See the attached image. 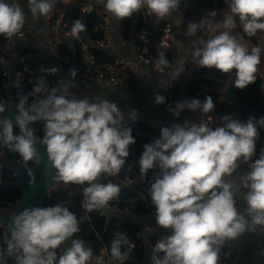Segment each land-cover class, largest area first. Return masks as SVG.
I'll return each mask as SVG.
<instances>
[{"label":"clouds","instance_id":"1","mask_svg":"<svg viewBox=\"0 0 264 264\" xmlns=\"http://www.w3.org/2000/svg\"><path fill=\"white\" fill-rule=\"evenodd\" d=\"M56 2L27 0L28 12L34 19L49 17ZM61 2L68 5L71 0ZM184 3L97 0L117 21L144 9L157 23L179 12ZM226 3L222 19L218 20L216 10H211L189 23L186 35L201 32L208 37L200 39L192 52L198 68L228 74L233 86L243 90L257 81L264 49H249L234 30L239 24L248 37L264 33V0ZM25 22L19 0H0V37L23 40ZM86 30L85 23L76 19L66 35L80 40ZM154 68L161 74L158 83L164 89L172 87L185 71L183 66L171 68L163 50H158ZM58 71L56 67L42 68L46 75L36 80L32 91L17 93L14 115H3L13 105L0 101V148L17 154L20 166L30 177L33 173L29 165L43 162L49 186H81V208L102 213L110 202L120 198L121 186L108 178L125 170L130 146L136 143L127 120L137 121L138 110L126 112L110 99L78 95L72 91L78 87L73 67L67 70L70 79L61 78L50 87L46 76ZM20 75L13 82L14 88L21 89ZM165 101L166 97L156 94L157 105ZM167 110L178 119L184 111L206 116L215 112L216 105L211 96H206L203 102L198 98L179 100L174 106L169 104ZM36 123L43 126V135L37 136L33 127ZM259 129H264V116L243 121L224 114L215 124L185 119L161 127L159 135L143 145L138 160L140 176L143 180L153 172L147 192L155 208L156 225L168 233L150 245L151 264H221L225 246L228 251L223 258L227 259L246 234L264 235V148L257 156ZM242 165L247 170L232 179ZM132 167L128 165L127 171ZM241 192L243 205L238 206ZM80 223L63 204L23 208L10 217L0 235V264H8L9 259L13 264H92L93 249L75 238ZM134 248L125 233L117 232L106 252L111 262L124 264ZM96 264L101 261L97 259Z\"/></svg>","mask_w":264,"mask_h":264},{"label":"crops","instance_id":"2","mask_svg":"<svg viewBox=\"0 0 264 264\" xmlns=\"http://www.w3.org/2000/svg\"><path fill=\"white\" fill-rule=\"evenodd\" d=\"M78 1L79 0H71V3L69 4L78 3ZM213 1L214 0H185V3L181 6L179 12H175L171 15L173 32L170 41V48L167 50L170 55L169 57H166L170 62L171 68L184 66L187 60L192 58V52L194 47L198 45V41L200 39L208 38L201 32H197L196 36H187L186 29L189 23L206 16L211 10H216L218 20L222 19L223 13L227 11V7L224 10L216 9ZM59 2H61V0H57L56 3L58 4ZM19 3L26 14L24 27L27 29L28 35L24 37L23 40L13 38L10 41L7 50L0 55V67L2 68V71L6 69L10 70L11 67L13 68V58L16 51L26 49L34 52L35 55L40 58L46 69L51 67L58 68L59 71L55 75H52L56 83L61 78L65 80L70 79L67 70L70 67L76 69L80 64L79 53L77 52V44L75 41L70 37L62 38L61 53L66 62L58 61V59L50 51L48 29L45 24L44 17L34 19L28 12L27 0H19ZM188 15L189 18H186ZM121 27V21H117L111 16L109 24L111 45L105 50H101L107 58L119 57L127 61L129 64L128 77L131 81L132 87L126 90L119 89L105 83H91L85 86L78 85V87L72 89V91L76 92L78 95H88L89 97L110 99L116 102L126 112L133 109L138 110V120L135 122L127 120V125L131 127V129H134L132 132L134 137H143V144L139 146H130V155L127 158L125 170H122L120 175L117 177L108 178L112 179L113 183L119 184L122 189L121 192H124L127 187H134L137 185V181L140 176L138 160L143 152V145L156 138L159 135V129L161 127L171 126V124L182 122L185 119L190 121H200V119L195 113L190 111L182 112L180 117L177 119L174 116L163 113L154 107L152 103V88L149 71L148 68L139 61L137 54L138 40L135 37H130L128 40L125 39L122 36ZM92 28L95 30V25ZM234 34H236L238 38H241V42L249 49L253 46H259L264 49V33L262 32L258 35L257 42L255 43L243 37L238 31V28L234 30ZM81 35L89 43H94L87 32H83ZM174 35H181L182 38H176ZM132 38L135 39L134 45L131 43ZM65 54L68 55L69 59L65 58ZM259 69L261 77L264 78V51L261 53V64L259 65ZM201 70L202 68L200 71ZM200 71H197V73ZM197 73L194 76H196ZM201 76L206 80V83L201 85L202 91L206 92L208 90H212L214 93L218 94L217 99L222 107V115L231 114L234 118L243 121L248 119V117L240 115L236 96L231 100H227L222 97V91L226 84V79L223 78L222 73L213 70L210 73L202 72ZM189 78V76L182 74L178 80L173 82L179 100L192 98V96L188 95L186 89ZM8 79L12 81L10 84L12 90L16 91V88L12 86L14 81L11 80V78ZM262 95H264V84H262ZM2 102H6V100ZM260 139L264 140V130L261 132ZM130 164L133 165V167L129 172L127 169ZM246 170L247 167L242 165L241 169H238L232 179H238L239 175ZM130 182L132 183L130 184ZM237 201L238 206L243 205L242 192L238 194ZM0 210L9 212L10 208L7 205L6 207L0 208ZM114 213L120 217H131L135 219L138 224L141 223V220L143 219L141 214H137L132 210L129 212L122 210L107 211L105 214L109 215ZM143 233L145 234L146 232ZM240 250L241 255L236 262H227L225 264H264V255H260L261 250H264V235L246 234L241 239Z\"/></svg>","mask_w":264,"mask_h":264},{"label":"built area","instance_id":"3","mask_svg":"<svg viewBox=\"0 0 264 264\" xmlns=\"http://www.w3.org/2000/svg\"><path fill=\"white\" fill-rule=\"evenodd\" d=\"M73 4L74 6L78 7L81 13L94 14L97 17L94 25L95 30L100 34V37L98 39L93 40L94 43H89L83 38L82 35L80 40H74L80 51V64L76 68L77 77L75 82L79 86H85L91 83H105L119 89H130L132 87V84L128 77L129 64L127 63V61L119 57H112L111 60L99 59L92 50V46L97 49L105 50L111 45V37L109 32L111 15L105 11L102 5L97 4V0H88L87 2L78 1V3ZM68 5L62 4L61 2H59L58 4L56 3L50 16L44 17V21L48 29L50 51L60 62H66L61 53V45L62 38L69 37L66 34L69 32L70 27L68 19L65 16V7H67ZM142 14L144 17L155 19L154 16H149L144 9H142ZM171 17L172 16L166 18L165 20H162L163 27L157 39V47L162 50L170 48V41L173 32ZM22 31L24 33V37H26L28 35L27 29L24 27ZM138 40L139 45L137 48V54L139 61L144 66H146L149 71L150 83L152 88V103L154 107L159 111L173 116V114L167 110V107L169 104H172L174 106L175 103L179 101L175 85L173 83L172 87L167 89H164L159 85L158 81L161 79V74H159L154 68V62L157 58V54L150 53L146 47V43L148 41L146 29L141 30ZM10 41L11 40H7L4 38L3 41L0 42V55H2L7 50ZM13 60V68L11 67L10 70H3L2 75L15 81L18 78L17 74H21L19 77L21 89L16 88V91H22L24 94H27L32 91L36 80L40 76L46 75L45 73L41 72L42 68H46L41 62L40 58L37 57L34 52L26 49H20L16 51ZM183 67L185 69L183 74L189 77L194 76L198 70V67L194 64L192 58L188 59ZM165 71L167 72L168 69H166ZM46 79L50 87L56 85V81L52 75H47ZM156 94H160L166 97V101L164 104L157 105L155 103ZM192 98H198L199 100H201V102H203L205 99L204 95H202L201 93L195 94L194 96H192ZM215 105L216 110L214 113H209L206 116H201L199 112H195V114L200 120H210L213 124H215L216 122H218L219 117L222 116V111L219 110V106L217 104ZM261 148H264V140L260 139L257 142V156L259 155V151ZM144 183L145 180H142L141 176H139L137 185H143ZM148 187L144 190L140 188L135 189V192L132 196L124 199L125 205L121 210L126 212H129L131 210L135 211L139 204H143L144 207L148 208ZM76 191L81 194V186L78 185ZM119 201L120 198L118 201L110 202L107 211L118 210L117 203ZM140 214L143 216L141 223H139L143 232L149 233L159 228L157 225H154L150 222V213H147L144 210L141 211ZM226 251H228L227 246H225V248L221 252V264H225L227 262H236L240 258V244L232 250V255L229 258L224 259L223 253ZM93 253L94 255L92 264H96L97 259L101 261V264H110L109 256L107 255L104 248H102L99 252L93 251ZM130 256L132 258H140L138 248L136 246Z\"/></svg>","mask_w":264,"mask_h":264},{"label":"trees","instance_id":"4","mask_svg":"<svg viewBox=\"0 0 264 264\" xmlns=\"http://www.w3.org/2000/svg\"><path fill=\"white\" fill-rule=\"evenodd\" d=\"M216 9L224 10L227 7L226 0H214L213 1ZM65 16L68 19L69 27L71 28L73 22L76 19H81L86 25V31L92 40L98 39L100 34L98 31L94 30L92 27L94 26L97 17L94 14H83L79 11L78 7L74 6V4L68 5L65 7ZM142 11L134 14L131 18H125L121 21L122 25V36L125 39H130V37H135L137 40L139 39V33L142 29H146L147 31V43L146 47L148 51L152 54H157L159 49L157 47V39L163 27V21L159 23L156 22V19L144 17ZM189 18V15L186 16ZM187 20V19H186ZM240 34L249 39L252 42H257L258 35L261 32H258L254 37H248L243 33L242 28L237 26ZM4 37H0V42H2ZM137 45H139V40ZM77 52L79 53V48L77 46ZM92 50L96 54L99 59H107L111 60V58H107L101 49H97L92 46ZM163 50L166 52V57H169V51ZM65 58L69 59L68 55L65 54ZM79 63H80V53H79ZM79 66V65H78ZM213 70L203 69L197 73L196 76L190 77L187 83V93L189 96H194L197 93H201L206 96H211L215 104L219 106V110L222 111V107L220 102L217 99L218 94L214 93L212 90H208L203 92L201 89V85L206 83V80L202 78V72L210 73ZM2 68L0 67V101L6 100V87L12 83L8 77L2 75ZM223 78L227 79L228 74H222ZM257 81L249 85L247 88L240 90H236V100L239 105L240 115L243 117H255L259 119L264 116V95H262V84H264V78L261 77L260 73H257ZM17 97V91H14ZM264 129H259L260 133ZM134 129H132V132ZM42 135L37 132V136ZM136 143L134 145L143 144V137H135ZM5 156L10 162L14 164H19V157L17 154L8 152L7 149L0 148V156ZM31 166V164L29 165ZM17 176L8 169L4 163L0 160V178H4L7 180H11L16 178ZM153 179V172L150 171L146 178H144L145 183L143 185H135L134 187H127L124 192H121L120 201L117 203V209L121 210L124 205V199L129 196H132L135 192V189L140 188L142 190L146 189L150 182ZM113 181L112 179H110ZM78 185L75 184H58L53 191H51L50 195L43 200L42 207L52 206L57 203L63 204L68 207L70 211L74 212L78 219L81 220L80 223V232L76 234L75 238H80L86 242V246H90L94 252H99L102 248L105 250L110 246V242L114 238V235L117 232L125 233L130 240V242L134 243V245L138 248L139 256L142 257L145 250V239L149 240V244H154L157 239L161 238L163 235L168 234L167 230L157 228L151 232H147V234L143 233L141 230L140 224L131 217H120L117 214H101L93 211L92 213H88L81 208V201L83 199L82 195L76 191ZM20 197V191L11 186H0V208L6 207L8 203L15 202ZM149 198L148 208L144 207L143 204H139L135 209L137 214H140L141 211L150 213V222L156 225L154 212L155 208L151 204V198ZM82 216L85 218L82 219ZM1 232V231H0ZM107 253V252H106ZM108 255V254H107ZM110 264H115V262H111L110 255ZM8 264H13L12 260L9 259ZM124 264H135L131 260H127Z\"/></svg>","mask_w":264,"mask_h":264},{"label":"water","instance_id":"5","mask_svg":"<svg viewBox=\"0 0 264 264\" xmlns=\"http://www.w3.org/2000/svg\"><path fill=\"white\" fill-rule=\"evenodd\" d=\"M82 2H87L88 0H79ZM176 38H182L181 35H174ZM131 43L135 44V39H131ZM201 68H198L197 71H200ZM234 79V77L232 78ZM11 84V83H10ZM236 90L231 82V77L228 75L226 79L225 87L222 91V97L227 100H231L236 96ZM16 102V95L12 90L11 86L8 85L6 87V102H4L7 106L13 105V108L8 110L3 115L12 116L15 113L14 105ZM31 102V99L30 101ZM37 129V132L43 135V126L40 123H36L33 125ZM41 153H43V148H40ZM0 160L4 163V165L10 169L17 177L11 180H7L4 178H0V186H11L20 191V197L15 202L8 203V207L11 211L4 212L0 210V235L3 234L5 228L7 226V222L12 215L19 212L25 207L29 206H38L42 207L43 200L48 197L55 189L58 184H54L49 186L50 177L45 175V166L42 162L38 166L31 165L32 167V177H30L27 171L18 164H14L10 162L5 156H0ZM34 177V182H33ZM107 210L103 211L101 214H105ZM85 217L82 216V219ZM145 250L140 258H132L129 257L128 260L133 261L135 264H151L150 260V244L149 240L145 239Z\"/></svg>","mask_w":264,"mask_h":264},{"label":"rangeland","instance_id":"6","mask_svg":"<svg viewBox=\"0 0 264 264\" xmlns=\"http://www.w3.org/2000/svg\"><path fill=\"white\" fill-rule=\"evenodd\" d=\"M9 211H11V210H9Z\"/></svg>","mask_w":264,"mask_h":264}]
</instances>
